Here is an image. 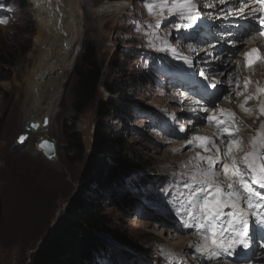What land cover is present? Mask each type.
<instances>
[{"label": "rangeland", "instance_id": "1", "mask_svg": "<svg viewBox=\"0 0 264 264\" xmlns=\"http://www.w3.org/2000/svg\"><path fill=\"white\" fill-rule=\"evenodd\" d=\"M144 2L79 0L81 44L65 76L53 122L44 127V137L54 139L57 144L56 160L51 161L37 148L38 132L28 133L23 144H16L18 137L25 133V118L29 114L22 107L24 77L32 68L30 55L35 49L36 20L32 5L30 0H0V20L7 21L0 24V264H29L72 198L78 194L94 196V187L85 186L81 177L97 127L102 122L108 126L103 136L120 144L134 166L122 170L124 191L112 194L105 187L98 188L107 227L116 231L122 240L110 239L107 250L112 255L106 251L98 254L96 264H106L103 255H108L113 264L119 261L121 264H177L178 261L179 264H204L203 256L195 250L203 240L204 231L201 224L184 215L187 206L182 205L183 198L178 199V195L186 193L185 173L194 168L197 153L215 156V149L204 152L195 142L186 147L185 138L199 135L215 140L218 130L205 125V116L222 107L235 113L237 118L240 131L236 136L242 141L232 155L240 161L251 151V140L261 123L256 122L255 115H247L240 109L239 101L252 94L248 88L243 95H237L244 87L236 89V82L231 81L234 86L220 90L210 106L203 107L200 100L190 99L185 89L189 71H201L204 64L214 70L224 54L213 47L221 48L222 40L217 36L214 45L207 41L199 43L208 39H192L187 26L177 30L176 25H186V21L169 16L167 11L163 17L158 14L153 17L144 8ZM208 2L196 0L206 20L217 16L214 11L205 10ZM118 7L121 13H116ZM157 22L158 29L154 27ZM87 40L94 43L103 66L102 82L123 87L125 94H110L100 87L93 103L76 114L74 68ZM226 59L233 65L230 56ZM188 61L193 62L192 67ZM224 69L228 74L231 71ZM262 71L260 68L258 72ZM101 102L114 103L121 116L100 119ZM245 107L257 109L253 99ZM204 109H208L206 114ZM64 121H75L84 139L85 154L74 163L64 154L67 145L62 134ZM224 147L221 145L222 150ZM200 167L206 168L207 164L200 162ZM134 180L137 187L132 185ZM217 183L226 190L223 173ZM251 186L264 193V189ZM150 191L160 196V203L141 198ZM252 199L260 200L255 196ZM184 220L193 230L184 226ZM212 262L206 261V264Z\"/></svg>", "mask_w": 264, "mask_h": 264}, {"label": "snow or ice", "instance_id": "2", "mask_svg": "<svg viewBox=\"0 0 264 264\" xmlns=\"http://www.w3.org/2000/svg\"><path fill=\"white\" fill-rule=\"evenodd\" d=\"M224 3L225 0H209L205 6L214 8L216 4ZM252 3L260 6L261 13L257 16L260 25L259 31L252 34V38L255 39L256 36L264 38V0H252ZM144 8L153 17L157 14L163 17L165 11H167L169 16H176L178 19L186 21V25H176L178 31L181 27H190L192 21L199 19L201 15L196 0H159V2L158 0H152V2L145 0ZM234 10L240 15H245L246 10L254 14L257 11L255 8L250 7L248 0H242ZM6 23V20H0V24ZM154 27L158 29L159 22ZM143 34L148 35L147 32ZM253 56H255L254 59ZM243 59L245 68H251L257 62H264V55L260 54L258 48H252L243 53ZM201 75H205V73L202 72ZM250 83L252 81L246 77L244 89L238 92L237 95H243ZM256 85V95L245 96L239 107L245 114L255 115L256 119H259L260 116H264V99L259 101L258 109L245 107L249 100L264 95V87H261L258 81ZM237 87H239L238 80ZM204 111L207 112L208 109H204ZM217 111L221 117H226V119L218 118ZM206 119L210 124L217 127L219 132L217 139L220 140V144L205 136L193 135L191 138H185L186 147L195 142V146L204 152L215 149V156H203L197 153L195 157L197 163L192 170L185 173L188 183H185L183 187L186 193L180 192L178 199L183 198L182 205L187 206L184 215L188 219H200L208 224L207 234L203 236L204 243L196 246L195 250L201 255L208 253L209 258H214L218 252L233 250L241 242V238L247 235L249 217L253 215L249 210L259 207L251 198L255 196L264 200V193L257 192L251 186L256 185L264 189V122H261L259 129L256 130V136L251 140V151L246 153L240 161H237L232 152L234 148L240 146L242 138L236 136V133L240 131V127L235 113L221 108L208 115ZM44 123L47 124V120ZM221 125H224V127L221 128ZM32 127L37 128L39 126L33 124ZM181 131H185V129L181 128ZM24 139L25 137H20L21 142ZM221 145H226V147L222 150ZM221 157L226 159H221ZM200 162L206 163L207 167H200ZM241 164H243V167L240 166ZM221 173L227 181L226 190L224 186L217 183ZM241 204L247 207L243 208ZM193 208L198 211H193ZM222 220L225 221V224L220 228L217 226V222ZM182 222L185 227H191L187 220ZM200 228L204 229L203 223ZM224 233H229V235L225 236ZM177 264H179V261Z\"/></svg>", "mask_w": 264, "mask_h": 264}, {"label": "trees", "instance_id": "3", "mask_svg": "<svg viewBox=\"0 0 264 264\" xmlns=\"http://www.w3.org/2000/svg\"><path fill=\"white\" fill-rule=\"evenodd\" d=\"M74 75L73 107L76 114L82 113L93 103L100 87L106 88L107 93L110 94L119 96L125 94L123 87L102 82L103 66L97 58L95 45L91 41L87 40L84 43L74 68ZM99 108L100 119L110 118L112 115L118 118L121 116L120 109L114 103L108 105L101 102ZM107 129L108 126L104 122L98 125L95 141L90 148L91 154L87 158L81 177V182L85 186L94 187L92 192L94 196L83 197L78 194L72 198L29 264H96L95 258L99 256L98 254L106 251L112 255L107 250L110 239L119 242L122 240L116 231L107 227L98 188L105 187L112 194L124 191L125 179L122 170L131 169L134 163L128 159L120 144L103 136ZM62 134L67 144L64 152L67 160L70 163L80 161L85 154V147L83 135L78 130L76 122L64 121ZM136 184L134 180L132 185L136 186ZM153 196L157 194L150 191L149 197L147 195L143 197ZM1 211L0 201V216ZM103 256L110 263L114 262L108 255Z\"/></svg>", "mask_w": 264, "mask_h": 264}, {"label": "bare ground", "instance_id": "4", "mask_svg": "<svg viewBox=\"0 0 264 264\" xmlns=\"http://www.w3.org/2000/svg\"><path fill=\"white\" fill-rule=\"evenodd\" d=\"M30 2L36 20V37L35 49L30 55L32 68L28 76L24 77L25 86L23 92L25 100L22 110L25 114L29 113L26 114L27 117L25 114L23 116L24 118L26 117V123L29 120H36L41 124L43 117H48V120L51 122L56 114L63 83L66 78L65 76L70 71V67L76 59V51H78L81 44L82 15L79 0H30ZM241 2L242 0H225L224 4H216L214 8H205V10L218 13L222 9H226V13H221L218 16L215 14L216 17L213 18L215 19V22H213L216 29L215 33L218 34L214 36L217 37L220 36L219 34H223L227 38H231L233 42V45L230 44L232 49L228 52L230 58L233 59V65L231 60L226 59L229 56L224 54V59L221 60V63L214 65L215 69H212V79L209 82L215 85L216 88L222 90L225 87L231 88L234 86L231 84V81L237 84V80L239 81V86L244 87L245 78L247 77L252 81L248 88L251 94L255 96L256 82L258 81L259 85L264 87V62H257L251 68H245L243 53L248 52L252 48H258L260 54L264 55V40L259 36H256L255 39L252 38V34L255 33V17L257 16L256 13L258 12V8L248 0L250 7L257 10L256 13L254 14L246 10L245 15H240L234 9ZM120 9L121 7L116 8V10H118L116 13H121ZM202 16H204V14H202ZM204 18L207 17H201L200 20L197 19L192 21L194 26L192 27L191 23L190 28H188L190 37L195 35L198 39L201 37L206 38L195 29L201 27L205 23L203 22L204 20H202ZM247 26H250L249 31H246L245 35H242L241 32L244 31ZM225 29H227V33L224 34ZM238 32H240V36H237ZM243 37L244 39L242 40ZM220 44L222 46L223 42L221 41ZM238 48L242 49L238 50ZM198 55H201V52H199ZM237 61H239V63H237ZM188 62L192 67L193 62ZM206 66L210 67L209 64H206ZM224 67H226V69L230 68L231 71L229 74ZM260 68L263 69L261 73L258 72ZM208 69L211 70V68ZM195 78L197 79V76ZM191 98L192 97H190V99ZM261 99H264V95L256 96V98L253 99L257 109ZM243 101L244 98L239 101V104ZM217 116H219V112ZM256 122L258 124L264 122V116H260ZM26 123L24 125V130ZM35 132L40 133L39 141L45 138L44 127L39 128ZM217 136L218 134L215 138ZM215 142L218 143L220 140L216 138ZM56 157L48 160L55 161ZM204 229L207 233V229ZM203 242H201V244H203ZM202 256L204 264H206V261H214L212 264L227 263L225 261H218L215 258H209L208 253Z\"/></svg>", "mask_w": 264, "mask_h": 264}, {"label": "water", "instance_id": "5", "mask_svg": "<svg viewBox=\"0 0 264 264\" xmlns=\"http://www.w3.org/2000/svg\"><path fill=\"white\" fill-rule=\"evenodd\" d=\"M45 120H47V124L44 123ZM48 123H49L48 117H43L41 124L36 120H29L25 126V130H26L25 133L18 137V139L16 140V144L17 145L23 144L24 140L28 136V132H35L39 128L47 126ZM33 124L38 125L39 127L33 128L32 127ZM22 136L25 137V139L21 142L20 137ZM36 145H37V148L42 152V154L47 159H53L54 157H56L57 144L54 139L45 136V138L42 141H38Z\"/></svg>", "mask_w": 264, "mask_h": 264}]
</instances>
